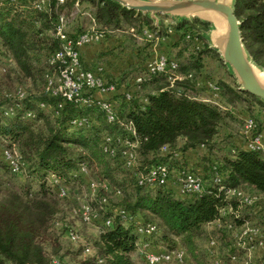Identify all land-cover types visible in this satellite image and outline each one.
<instances>
[{"label": "trees", "instance_id": "1", "mask_svg": "<svg viewBox=\"0 0 264 264\" xmlns=\"http://www.w3.org/2000/svg\"><path fill=\"white\" fill-rule=\"evenodd\" d=\"M32 1L0 0V56L10 58L33 86L18 87L13 97H0V144L3 149L15 148L22 163L21 173H15L4 158L0 160V264H52L54 259L68 264L55 246L51 223L59 212V201L81 187L88 188L90 199L83 203L90 205V221L97 224L98 233L91 246L82 247L92 254L75 264H134L133 255L143 242L163 243L167 250L181 248L184 262L190 258L193 264H206L207 259L211 264L201 246V241L207 245L211 239L217 242L215 252L224 264H231L233 254L243 258L244 250L232 246V234L246 221L264 220L260 215L264 211V151L248 148L243 133L241 145L230 134L219 142L216 139L236 115L243 124L251 117L252 135L261 134L264 100L238 90L204 39L208 23L198 19L165 22L168 18L160 16L155 26L147 16L113 0H79L88 3L91 22L103 37L129 29L144 35L146 29L152 33L150 39L145 37L147 44H153L169 29L180 33L176 50L165 55L167 61H176V69L168 66L152 73L145 64L130 63L114 75L98 63L88 67L80 53L81 70H91L106 85H113L111 92L122 88L107 98L116 113L109 122L94 96L99 92L96 88L82 83L79 94L67 99L48 87V80L56 81L66 66L48 60L60 48L52 28L57 14L72 8L73 2L55 6L51 0L48 10H38ZM234 14L249 56L264 68V0H235ZM86 31L79 26L68 35L74 39ZM218 70L225 78H213ZM174 76L180 79L171 81ZM136 77L141 81L134 84ZM209 81L217 85L216 96L207 86ZM202 90L208 100L200 97ZM125 92H130V98ZM88 98L90 103L84 101ZM80 119H84L82 125H71ZM128 123L134 134L127 129ZM106 136L112 140L107 142ZM131 143H136V161L127 166L123 152L131 149ZM199 147L205 151L191 165L186 155ZM105 148H112L114 154ZM158 164L167 165V181L140 182ZM187 172L199 177L200 192H179L178 174ZM18 176L23 180L15 179ZM91 181L95 182L93 195ZM60 188L65 189L64 196H59ZM233 188L256 195V204L241 205L236 197L228 198L226 192ZM148 224L155 226L154 233L138 232ZM262 259L264 252L253 261L260 264Z\"/></svg>", "mask_w": 264, "mask_h": 264}, {"label": "built area", "instance_id": "2", "mask_svg": "<svg viewBox=\"0 0 264 264\" xmlns=\"http://www.w3.org/2000/svg\"><path fill=\"white\" fill-rule=\"evenodd\" d=\"M11 2H20L23 0H10ZM72 1L73 7L78 9L79 0H54L55 6L64 4L65 2ZM51 0H33L32 5L38 10H48L50 8ZM92 20V19H91ZM68 23V16L62 11L56 16L52 32L55 37L60 41V48L49 56L48 60L50 63L59 61L65 63L66 66L60 71L57 76V80H48V87L52 89L53 93H61L67 99H71L73 96L79 94L82 83L90 88H96L99 92H111L114 90L113 85H106L103 79L97 76L91 70H81L80 69V47L85 44H91L98 42L103 38V34L97 32L94 28V23L91 22V26L88 31L78 34L74 39L70 38L66 26ZM145 36L152 37V35H147L144 31ZM171 69L177 68V63L174 60L167 61L165 55H160L149 61L146 64V68L150 72L163 71L167 67ZM174 79H180L179 76H174ZM141 81V77H136L133 81L137 84ZM208 88L212 92L213 96H216L217 85L214 82L209 81L207 83ZM19 92V91H18ZM20 95L23 93L20 92ZM130 92H125L126 98H130ZM208 100V98H204ZM84 101L91 102V99H84ZM97 103L105 111L106 119L112 122L116 119V113L113 103L107 98H98ZM42 105V104H41ZM84 119L73 120L71 125H82ZM127 129L134 134V130L131 123L126 124ZM255 127V122L251 117H246L243 124L242 133L248 137L247 147L250 149H260L264 151V137L259 135H252V131ZM105 140L110 142L112 138L106 136ZM131 149L125 150L123 153L125 155V162L127 166H131L136 161V153L134 147L136 143L129 144ZM110 155L114 154V150L105 148ZM3 158L12 172L21 173V159L18 151L15 148L3 149ZM84 169V168H83ZM146 180L150 183L157 181L160 184H164L168 179V169L166 164H158L152 167L146 175L140 177V182ZM218 180V178H217ZM54 181H56L54 179ZM178 190L180 193H196L200 192L202 189V184L197 175L191 172H187L184 175L178 174ZM91 194L93 195L95 189V182H90ZM66 191L64 188H60L59 196H64ZM228 198L236 197L241 205L252 206L256 204L258 197L256 195L249 194L240 189H228L226 192ZM91 208L88 203H82L80 206V213L85 219L90 221ZM118 213L124 216V211L122 209L118 210ZM264 217V211L260 214ZM110 221L106 220L105 225H109ZM138 232L142 235H148L154 233L156 228L153 224H148L145 228L139 227ZM69 240L75 241L77 235L75 232L69 230L66 233ZM232 246L236 249H243V258L237 254H233L230 257L231 264H257L254 262L253 254L255 250H260L261 254L264 252V220L257 219L254 222L246 221L239 230H234L232 234ZM217 248V242L211 239L206 245V252L210 256L211 264H224L223 260L219 258L216 254L215 249ZM139 250H141L142 256L146 264H159L162 262L176 261L177 263H183L186 260V255L183 249L176 248L173 250H158L155 248H150V244L143 242L139 245ZM259 251V252H260ZM85 252H90L87 247ZM52 264H58L57 260L54 259ZM260 264H264V259Z\"/></svg>", "mask_w": 264, "mask_h": 264}, {"label": "rangeland", "instance_id": "3", "mask_svg": "<svg viewBox=\"0 0 264 264\" xmlns=\"http://www.w3.org/2000/svg\"><path fill=\"white\" fill-rule=\"evenodd\" d=\"M63 12L68 16L66 31L69 35H72L79 26H82L86 30L89 29V27L91 26V9L88 6V3H79L78 9L74 7H66L65 9H63ZM168 20L169 19H167V21ZM128 31L129 30H126L125 32L116 31L115 33H113L111 37H114V40H111L112 42L109 41L108 44H105L107 48H109L110 46L112 48H109L107 51L101 50L102 52L100 53V55L98 52L97 55L100 58L98 56H94L92 58L94 60V63H98L100 66L104 67L106 71L112 70L116 72L120 68L125 69V64L130 61H136L134 63H142V65H146L149 61L155 59L154 57L158 55H166L168 50L167 48H164V44L157 43L155 46L153 44H147L149 41L147 39H150L149 36H142L141 34L134 32V34L138 37L136 38L133 37L132 34ZM147 35H152V33L148 32ZM121 37H124L123 43L125 44H121L124 45L123 48H120L121 45L115 46L116 41H119ZM145 37H147V39ZM195 41L196 44H199L197 40ZM133 49L137 50V54L133 53ZM87 51L88 49L86 51H83L82 58L85 57L88 60ZM95 53H97V51L94 52V54ZM104 55L107 56L105 57ZM220 76H223L222 70L214 72L213 78L217 79ZM223 77L225 78V75ZM18 87H22L25 90L33 88L31 81L22 78V75L19 74L15 63L10 58L0 56V97L1 95L2 97L4 95H7V97L15 96L18 93ZM235 117V119L230 120L228 124L221 129L220 134L216 139L218 142L221 141V139L227 134H230L234 141H243V121L241 120L240 116L236 115ZM204 151L205 150L202 147L197 148L195 151H191L189 156L187 155L189 161L192 158V162L190 161V164L195 165L199 161L200 155ZM221 152V150H218V153ZM2 155L3 146L0 144V160L3 158ZM22 178L23 177L19 176L15 177V179H18L20 181L23 180ZM88 199H90L88 188L81 187L79 190H76L74 193H71L67 199L60 200L59 212L51 223V230L54 233V236L57 238L55 246L56 248H58L59 255H62L63 260L68 264H75L78 260L86 259L88 258V255L92 254H88V252L83 251L82 247L84 244H88L90 246L93 244V241L98 233V227L97 224L88 221V219H85L80 213V211H78L81 204L86 200L88 201ZM93 202L97 203L96 199L93 200ZM262 219H264L263 216ZM63 229H68L75 232L77 235V239L75 241L69 240L66 234L62 233ZM175 240H177V238H175ZM205 242L206 241H201V246L203 250L206 249ZM152 245L153 244L150 245V248H153L154 246V248L158 250L168 249L163 243H158L157 245L153 246ZM48 251L51 252V249L48 248ZM259 251L260 250H255L253 254L254 260H256L261 254V251ZM133 261L134 264H146L142 256L141 250L138 249V251L133 255ZM206 261V264H209V261L207 259ZM160 264L193 263L192 260L189 258L186 262L183 263L170 261L163 262Z\"/></svg>", "mask_w": 264, "mask_h": 264}, {"label": "water", "instance_id": "4", "mask_svg": "<svg viewBox=\"0 0 264 264\" xmlns=\"http://www.w3.org/2000/svg\"><path fill=\"white\" fill-rule=\"evenodd\" d=\"M129 10L147 16L155 26L159 17L198 19L208 23L204 34L235 80L239 91L264 100V68L249 56L234 14L235 0H113Z\"/></svg>", "mask_w": 264, "mask_h": 264}, {"label": "crops", "instance_id": "5", "mask_svg": "<svg viewBox=\"0 0 264 264\" xmlns=\"http://www.w3.org/2000/svg\"><path fill=\"white\" fill-rule=\"evenodd\" d=\"M163 17H165V16H163ZM160 18L161 17H159V21H160ZM166 18H168V19H176V18H172V17H166ZM176 20H178V19H176ZM165 22H167V19H165ZM132 29H129V33H131L132 34V36L133 37H136V38H138L132 31H131ZM144 31H146L147 33L149 32L148 30H144ZM205 33H207V31L205 32ZM204 33V34H205ZM142 36H145V34L144 35H142ZM145 39V38H144ZM204 39H205V37H204ZM111 40H114V37H111V35L109 36V37H103L102 39H100L98 42H94V43H91V44H85V45H83V46H81L80 47V53H81V57L83 56V51L85 50H87L88 49V51H87V53H88V60L85 58V57H83L84 59V61L87 63V65H88V67H92V66H94L95 65V63H94V60L92 59L94 56L95 57H97L98 55V52H99V55H100V53L102 52V51H107L109 48H112L111 46L109 47V48H107V46L105 45V44H108V42L109 41H111ZM206 40V39H205ZM123 41H124V37H121L120 39H119V41H116V45L115 46H120L122 43H123ZM198 41V40H197ZM112 42V41H111ZM179 42H180V33L178 32V31H175V30H172V29H169L168 30V34L166 35V36H162V37H157L156 38V40H155V42L153 43V45L155 46L157 43H160V44H164L163 46H164V48H167V53H166V55L167 54H171L174 50H176V48H177V44H179ZM199 42V41H198ZM206 42H207V44H208V41L206 40ZM104 44V45H103ZM123 44H125V43H123ZM95 45V46H94ZM209 45V44H208ZM98 46H100V47H98ZM102 46H104V47H102ZM98 47V48H97ZM124 47V45H121V47L120 48H123ZM209 47V46H208ZM107 48V49H106ZM114 48V47H113ZM102 50V51H101ZM154 50V49H153ZM97 51V53H95L94 54V52H96ZM133 51V53H135V54H137V50L136 49H133L132 50ZM155 51V50H154ZM107 54H110V53H107ZM154 55V54H153ZM152 55V56H153ZM105 57L107 56V55H104ZM155 56V55H154ZM158 56H160V55H158ZM158 56H156V57H158ZM99 57V56H98ZM156 57H154V58H156ZM100 58V57H99ZM95 60H96V58H95ZM134 62H136V61H130V62H128L127 64H125V68H126V66L128 65V64H130V63H134ZM106 70V69H105ZM120 70H123V69H118V71H116V72H114V71H110V70H108L107 72H110V73H113L114 75H116V74H118L119 73V71ZM201 82H206V77H205V75H202V78H201ZM122 92V88L119 90V91H116V92H105V93H103V92H96L95 94H94V96L95 97H97V98H108V97H111L112 95H114V94H116V93H121ZM201 94V96L200 97H202V98H206L207 97V95L205 94V91L204 90H202L201 92H200ZM261 118H263V120H264V113L261 115ZM261 135L264 137V129H263V131L261 132ZM236 142V144H239V145H241L242 144V142L243 141H235ZM189 154H190V152H188L187 153V155L189 156ZM187 155H186V158L188 159V157H187ZM189 160V159H188ZM191 162H192V158H191V160H190Z\"/></svg>", "mask_w": 264, "mask_h": 264}]
</instances>
